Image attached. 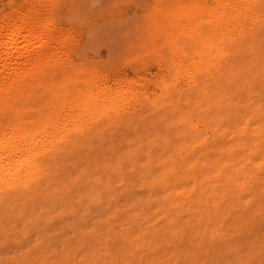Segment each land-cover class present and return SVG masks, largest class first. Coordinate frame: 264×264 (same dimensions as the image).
<instances>
[{
	"label": "bare ground",
	"instance_id": "1",
	"mask_svg": "<svg viewBox=\"0 0 264 264\" xmlns=\"http://www.w3.org/2000/svg\"><path fill=\"white\" fill-rule=\"evenodd\" d=\"M170 1L163 30L199 58L174 62L188 88L151 101L107 85L64 37L86 1L1 12L4 263L264 264V0ZM208 88L219 104L202 129L183 115L140 119L145 103L173 107Z\"/></svg>",
	"mask_w": 264,
	"mask_h": 264
},
{
	"label": "rangeland",
	"instance_id": "2",
	"mask_svg": "<svg viewBox=\"0 0 264 264\" xmlns=\"http://www.w3.org/2000/svg\"><path fill=\"white\" fill-rule=\"evenodd\" d=\"M17 1L0 0V14L2 11L10 9ZM84 1H86V6L74 10L72 13L76 28L71 32L66 30L64 37L68 38V42L73 45L79 55H83L82 57L89 66L95 67L107 75V85L121 84L128 85L133 89L144 90L150 101L159 96L164 87L170 89L189 87L187 78L175 72L174 62L180 61L186 64L192 57L197 60L199 53L198 49L193 47L191 41L186 37H169L170 29L163 30L168 23L164 14V6L170 0ZM198 76L199 74H196L195 77ZM206 91L191 94L189 99L180 100L173 107L167 103L166 99L159 103H145L140 107V119L159 120L166 117L165 121L176 122L180 120L179 116L183 115L185 119L198 122L202 129L204 122L210 120L211 109L219 104L210 94V88ZM242 91L243 88L238 86L233 88L230 94L233 97H238ZM130 125L127 126L128 129L124 128L126 126L120 127L123 129L121 131L124 136L123 133L120 135L127 136V140L133 138L132 135L136 134V131L138 133L139 130L137 129L139 124L134 129L135 123ZM140 126L139 128L144 130L145 126L143 125L144 128ZM132 129L137 130L133 133ZM145 130L139 131L146 134ZM107 131L112 132L111 130ZM113 131L116 132L108 133V135L110 134L112 138L114 135L115 138H121L119 134V136L116 134L120 132L119 128L118 130L113 129ZM128 136L130 137L128 138ZM59 220H66V218ZM54 225L51 224L52 228L54 227L56 230H52L51 233H55V231L57 233V227L59 228V224L56 228ZM0 260V264L8 262L5 259L4 263L3 258ZM11 262L13 261L8 263ZM13 264L15 263L13 262Z\"/></svg>",
	"mask_w": 264,
	"mask_h": 264
}]
</instances>
